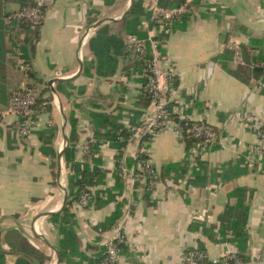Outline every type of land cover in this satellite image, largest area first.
I'll use <instances>...</instances> for the list:
<instances>
[{
    "label": "crops",
    "instance_id": "obj_1",
    "mask_svg": "<svg viewBox=\"0 0 264 264\" xmlns=\"http://www.w3.org/2000/svg\"><path fill=\"white\" fill-rule=\"evenodd\" d=\"M137 1L152 13L168 10L159 7L160 0ZM131 3L47 0L31 73L43 89L48 85L43 98L53 100L52 111L37 115V127L27 139L20 136L21 119L6 113L11 94L26 88L29 78L21 72L14 47L22 35L15 23L5 21L0 33L1 264H16L25 255L27 244L45 257L43 264H58L59 233L52 217L62 214L68 197L70 169L64 152L70 146L73 117L77 120L75 161L106 174L102 185L90 188L91 195L97 189L116 188L120 163L117 167L114 144L101 141L98 153L85 150L94 139L89 111L118 113L119 108L123 112L121 122L128 127L138 110L142 78L138 74L128 77L123 66L107 80L83 74L86 62L93 60L89 40L97 29L123 20L106 21L98 28L95 24L121 19ZM19 8V0L8 1L7 12ZM180 8L186 11L181 19L158 35L161 51L175 65L177 74L169 104L183 112L188 121H202L217 129L220 141L210 152L200 151L199 155L193 153L195 147L187 151L175 132H162L147 146L159 173L155 189L150 190L144 182L129 186L123 180L118 201L88 209H80L75 203L76 233L84 248L96 251H87V255L95 258L97 254L98 259L117 224L124 221L126 246L120 264H185V256L196 249L206 252L210 259L239 252L242 264H264V152L262 160L254 156L259 143L255 129L264 125V90L257 85L264 80V0H187ZM145 24L141 28L144 33ZM232 41L240 46L241 63L235 59ZM54 79L73 81L77 93H82L76 96L71 89L70 96L60 93L59 83L50 84ZM96 89L108 100L87 107L88 112L76 108ZM152 111L153 107L146 109L142 118ZM49 128L56 129L52 143L56 158L42 152L40 133ZM137 150L126 145L123 152L126 158L135 159ZM198 158L204 166H197L198 177L191 176ZM173 163H188L190 170L178 182L163 177ZM130 200L138 205L133 207ZM118 209L121 219L112 229L102 231ZM245 215L249 239L241 253L232 242L230 226ZM31 264L41 262L32 259Z\"/></svg>",
    "mask_w": 264,
    "mask_h": 264
},
{
    "label": "trees",
    "instance_id": "obj_2",
    "mask_svg": "<svg viewBox=\"0 0 264 264\" xmlns=\"http://www.w3.org/2000/svg\"><path fill=\"white\" fill-rule=\"evenodd\" d=\"M9 0H0V33L5 27V21L7 22L9 15L12 12H7V4ZM187 0L183 1H175V0H160L159 7L164 9H178L184 4H186ZM20 8H23L28 5L35 4L34 0H19ZM46 14V7L43 9V18L38 26H33L32 24L20 21L17 22L15 20L11 21L18 26L20 34L22 38L15 43L14 47H20L22 52V59L24 61V66L27 69L26 78L28 79V86L26 88L31 90H36L39 95L38 102L34 107L35 115H39L41 112H51L52 111V102L51 98L45 99L43 98L47 90H49L48 85L47 88H42V83H39L33 77V73H31V63L32 59L36 53V45L40 37V30L43 25V21ZM152 18V12L144 9L141 2L137 1L134 5L132 12L119 23H109L101 26L97 29L95 35L89 40V49L93 55V60L91 62H86L84 67V76L92 78L96 75L100 79H110L114 77L120 67L123 66V71L127 72L128 77L133 74H138L139 76H143L140 80L142 84V88L140 90V94L137 101L138 110L134 112L131 117L130 125L137 124L143 117L145 110L152 109L153 102L152 97L148 94L146 89L148 85V80L144 76L145 69V60L146 58H140L133 51H128L125 38L127 35H137L139 37H146L147 33L141 31L143 24L146 22H150ZM153 28V24L151 26ZM132 71V72H131ZM94 72V74L92 73ZM73 90L76 96H79L82 91L77 90L75 88L74 82H63L57 85V90L60 93H64L70 96L68 90ZM123 89H125L123 87ZM126 90V89H125ZM85 99V98H84ZM108 100V97L101 94L99 89H96L90 98H87L82 101L81 105H76V108L81 111H86L87 107H95L98 103L102 101ZM123 100V98H122ZM83 105V106H82ZM102 108L104 105L101 106ZM171 108L172 105L170 104ZM101 108V109H102ZM118 113H106L103 111H89V114L94 123V139L98 142L104 141L109 142L118 151V155L116 156L117 167L118 163L122 160H126V164L129 168L132 166H137L143 160H148L149 155L147 154H139L138 159L126 158L123 150L125 149L128 139L130 137V133L128 127L121 122L123 119V112L118 108ZM72 125V135L70 137V146L66 148L64 152V157L68 162L70 175L68 176V202L66 208L63 210L62 214L55 215L52 217V220L56 227L58 228L59 233V251L61 253L62 261L61 264H99L106 256V250L101 257L97 258V254H95V258H91L87 255L88 252H96L93 247L84 248L82 242L80 241L77 233H76V215L73 212V206L78 202L80 196L83 193H90V188L102 185L104 183L106 174L102 172L97 167H93L88 163H79L75 161V147L77 139V120L74 117L70 120ZM180 126L183 130L184 139L183 143H185V147L187 151H190L192 148L196 147L198 144V140L193 138L190 134H188V130L192 127L194 122L191 121H179ZM56 129L49 128L46 131L40 133V139L43 141L44 145L42 147V152L46 155H50L53 158H56V153L52 151V143L55 139ZM91 140H89L90 142ZM100 144H90V148L93 152L98 153ZM126 158V159H125ZM199 158L196 159L195 168L191 173V176L197 174V166L202 162ZM98 163V160H95V164ZM202 165V164H200ZM204 166V165H202ZM201 166V167H202ZM188 163L180 164H169L163 174V177L173 179L175 182H178L180 179L186 177L189 173ZM198 175V176H197ZM117 185L114 189H97L93 195L91 200V205L96 207H102L107 205L112 201H118L123 189L122 181L123 175L121 172V168H118L116 174ZM121 219V212L118 209L102 226V231H108L112 229L118 221ZM248 216L240 218V220H234L232 222L231 229V237H233L232 242H235L238 246V249L241 253L246 250L247 242H248V233L246 231ZM126 246V245H124ZM123 246V248H124ZM21 249H23L21 247ZM26 251H24V256L18 260L16 264H31L32 259H37L43 264L45 257L37 252L35 249L30 247L28 244L25 247ZM94 254V253H93ZM239 258L243 262V255L239 253ZM1 264V262H0Z\"/></svg>",
    "mask_w": 264,
    "mask_h": 264
},
{
    "label": "built area",
    "instance_id": "obj_3",
    "mask_svg": "<svg viewBox=\"0 0 264 264\" xmlns=\"http://www.w3.org/2000/svg\"><path fill=\"white\" fill-rule=\"evenodd\" d=\"M35 4L28 5L12 12L9 21H25L33 26H38L43 18V9L46 7L47 0H34ZM182 8L173 10L159 9L152 13L150 22L145 24L146 37L137 35H127L125 44L128 51H133L140 58H146L144 76L148 80L146 87L148 94L152 97L153 111L148 113L137 124L129 125L128 130L130 137L127 142V148L136 147L138 150L135 159L139 154H147L148 144L156 136L165 131L175 132L180 141H183L184 134L179 121H187L188 117L176 108L169 107V96L172 92L176 78L175 65L161 51V42L158 35L166 32L172 26L174 20H180L185 14ZM153 24L151 30L150 25ZM231 47L235 54L237 62H242L241 50L237 41L231 42ZM17 61L20 64L22 74L26 75L27 69L24 66L22 52L18 46L16 49ZM143 78V76H142ZM258 89L264 90V80L257 82ZM39 99L38 92L24 88L11 94L6 113L18 116L21 119L20 136L27 139L32 131L37 127V116L34 112ZM2 113H0V117ZM256 138L258 145L254 149V156L262 160L264 152V125H259L256 129ZM193 138L198 140L193 153L199 154L200 151L210 152L220 141V133L217 129L202 121H196L188 130ZM101 144L96 139H91L85 146L86 152L90 151V144ZM126 148V147H125ZM120 168L123 179L128 182L129 186L137 182H144L150 190H154L157 185L159 173L154 168L150 155L148 160H143L129 168L126 161L120 162ZM92 195L83 193L77 202L80 209H88L91 205ZM130 204L136 207L138 204L130 200ZM125 222L121 221L114 229L112 238L106 243V256L99 264H120L123 257V246L126 245V236L123 228ZM185 264H242L239 258V252H230L222 257L210 259L203 250L190 251L185 256Z\"/></svg>",
    "mask_w": 264,
    "mask_h": 264
},
{
    "label": "water",
    "instance_id": "obj_4",
    "mask_svg": "<svg viewBox=\"0 0 264 264\" xmlns=\"http://www.w3.org/2000/svg\"><path fill=\"white\" fill-rule=\"evenodd\" d=\"M134 5H135V0H132V3H131V5H130L129 9L126 11V13L123 15V17H122L121 19H119V20H116V19H108V20L100 21V22H98V23L95 24L94 28H98V27H100V26H101L104 22H106V21H109V22H115V21H121V20H124V19H125V18H126L131 12H132V10H133V8H134ZM63 81H65V80H64V79H54V80H52V81L50 82V84H51V86H52L53 83H60V82H63ZM52 91H53L55 97H58V93L56 92V90H55L54 87L52 88ZM204 123H205V122H204ZM62 156H63V152H61V153L59 154V158H62ZM67 202H68V197L65 198L64 209L66 208ZM64 209H63V210H64ZM60 263H61V256H60V254H59V252H58V264H60Z\"/></svg>",
    "mask_w": 264,
    "mask_h": 264
},
{
    "label": "rangeland",
    "instance_id": "obj_5",
    "mask_svg": "<svg viewBox=\"0 0 264 264\" xmlns=\"http://www.w3.org/2000/svg\"><path fill=\"white\" fill-rule=\"evenodd\" d=\"M53 243H56V242L53 241Z\"/></svg>",
    "mask_w": 264,
    "mask_h": 264
}]
</instances>
